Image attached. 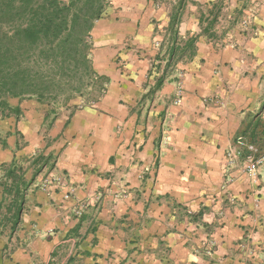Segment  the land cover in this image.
Returning <instances> with one entry per match:
<instances>
[{
  "label": "crops",
  "instance_id": "crops-1",
  "mask_svg": "<svg viewBox=\"0 0 264 264\" xmlns=\"http://www.w3.org/2000/svg\"><path fill=\"white\" fill-rule=\"evenodd\" d=\"M220 2L109 0L96 101L52 114L8 100L0 264H264V170L227 156L238 136L264 148V0L224 47L199 33Z\"/></svg>",
  "mask_w": 264,
  "mask_h": 264
},
{
  "label": "trees",
  "instance_id": "trees-1",
  "mask_svg": "<svg viewBox=\"0 0 264 264\" xmlns=\"http://www.w3.org/2000/svg\"><path fill=\"white\" fill-rule=\"evenodd\" d=\"M108 2L0 0V116L16 113L10 98L41 102L59 87L72 90V83L79 90L91 73L86 38ZM97 82L104 92L106 77ZM18 212L16 207L13 226Z\"/></svg>",
  "mask_w": 264,
  "mask_h": 264
},
{
  "label": "rangeland",
  "instance_id": "rangeland-1",
  "mask_svg": "<svg viewBox=\"0 0 264 264\" xmlns=\"http://www.w3.org/2000/svg\"><path fill=\"white\" fill-rule=\"evenodd\" d=\"M181 1L182 0H180V3ZM260 1L261 0H246L244 5L240 4L235 8L228 0H221V2L210 11H200L199 33L207 35V43L212 46L224 47L233 43L234 34L241 32L245 33L249 31L250 28L244 23L242 27L239 25L241 17L247 15L244 9H248L250 6H256ZM247 4H249L248 7H246ZM92 30L93 27L86 38L91 73L89 76H84L83 84L80 86L79 90L76 91L73 89L74 87H78L79 83H72V90H69L68 87H59L54 94L48 97V100L41 101L48 106L52 114L61 112L69 114L74 109L90 105L96 101L103 92L100 88L104 87V85H100L97 82V77L100 75L96 72L95 66L91 60V53L94 49Z\"/></svg>",
  "mask_w": 264,
  "mask_h": 264
},
{
  "label": "built area",
  "instance_id": "built-area-1",
  "mask_svg": "<svg viewBox=\"0 0 264 264\" xmlns=\"http://www.w3.org/2000/svg\"><path fill=\"white\" fill-rule=\"evenodd\" d=\"M179 94V93H178ZM177 101V99H176ZM236 149L228 152L227 156L229 163H234L241 155L242 151L245 152L244 156V172L251 178H256L260 175V171L264 170V148L259 149L255 144L246 141L244 136H238L235 140ZM56 183L63 182L64 176H56L52 178Z\"/></svg>",
  "mask_w": 264,
  "mask_h": 264
}]
</instances>
